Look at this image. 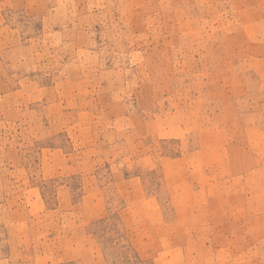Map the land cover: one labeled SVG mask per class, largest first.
<instances>
[{
	"label": "rangeland",
	"instance_id": "374dc122",
	"mask_svg": "<svg viewBox=\"0 0 264 264\" xmlns=\"http://www.w3.org/2000/svg\"><path fill=\"white\" fill-rule=\"evenodd\" d=\"M0 264H264V0H0Z\"/></svg>",
	"mask_w": 264,
	"mask_h": 264
}]
</instances>
